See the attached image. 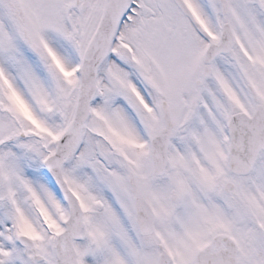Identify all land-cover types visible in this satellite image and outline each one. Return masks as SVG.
<instances>
[{
	"label": "snow or ice",
	"instance_id": "1",
	"mask_svg": "<svg viewBox=\"0 0 264 264\" xmlns=\"http://www.w3.org/2000/svg\"><path fill=\"white\" fill-rule=\"evenodd\" d=\"M0 264H264V0H0Z\"/></svg>",
	"mask_w": 264,
	"mask_h": 264
}]
</instances>
